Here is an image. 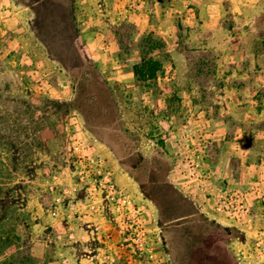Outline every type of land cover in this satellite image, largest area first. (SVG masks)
Instances as JSON below:
<instances>
[{"label": "rangeland", "instance_id": "374dc122", "mask_svg": "<svg viewBox=\"0 0 264 264\" xmlns=\"http://www.w3.org/2000/svg\"><path fill=\"white\" fill-rule=\"evenodd\" d=\"M118 1L121 5L116 0H0V222L3 231L13 230L19 238L15 252L4 250L0 264H43L44 247L61 242L86 243L84 259L94 264L91 259L103 245L90 226L112 229L111 209L91 213L84 190L70 194L75 201L54 203L64 189L72 191L77 184L78 139L106 160L121 188L136 200L118 183L115 169L130 177L148 200L151 211L136 201L143 206L162 264H188L182 262L185 247L176 231L188 205H175L176 215L166 219L158 210L155 187L169 182L197 201L199 192L188 187L179 167L178 144L189 137H179L175 148L173 137L189 126L188 120L234 117L221 111L220 89H234L238 81L216 76L212 50L187 44L183 14L164 11L169 0H160V11L154 0ZM190 1L177 0L180 11ZM256 17L257 32L248 30L245 36L264 53V13ZM145 58L162 64L154 80L135 77V66ZM209 135L198 136H206L215 173ZM201 205L205 207L196 206L200 213ZM209 219L228 229L213 224L205 228L214 239L216 264H240L236 252L246 251V239L236 238L235 228L222 219ZM70 220L88 236L77 238L74 229L66 241L56 232L51 235V223ZM110 233L120 238L118 230Z\"/></svg>", "mask_w": 264, "mask_h": 264}, {"label": "crops", "instance_id": "0c3cea01", "mask_svg": "<svg viewBox=\"0 0 264 264\" xmlns=\"http://www.w3.org/2000/svg\"><path fill=\"white\" fill-rule=\"evenodd\" d=\"M116 1L121 5L120 1ZM169 1L171 5L164 11L166 14H183L181 26L189 32L187 44L207 51L212 50V62L217 64L213 70L216 76L233 77L238 81L234 89L228 90L225 86L220 89L223 94L221 111L234 117L188 120L189 126L183 130V134L179 132L173 137L172 147L175 148L179 137L191 138L210 134L213 142L211 155L215 163V175L208 184L210 192H216L226 186L249 190L256 182L264 181V53L254 48V43L246 38L245 31L250 30L252 35L257 32L256 16L264 13V5L258 4L262 0H254L255 5L251 3L252 0H191L181 11L177 0ZM152 3L155 9L160 11V0H154ZM151 11L150 9L149 12ZM142 21L146 28V19L143 18ZM178 28L179 26H176L172 30V40ZM165 41L170 44L167 39ZM208 58H204V61H208ZM229 64H234V68ZM193 110L190 109L191 113L196 115ZM234 112H238L236 117ZM197 116L199 118L201 114ZM115 174L118 183L132 192L136 200L151 211V205L138 192L135 182L117 169ZM206 197L207 195L198 193L197 201L193 202L196 206L204 204L210 211L211 201ZM208 217L222 222L213 215ZM68 222L71 220L66 223H51L50 226L54 228L50 231L51 235L56 232L66 241L68 236L72 235L70 230L74 229L75 237L88 236L84 230L80 231L76 224L72 226ZM68 224L71 226H66ZM86 245L82 243L78 247L61 242L57 247L45 246L41 251L42 263L89 264V261L84 259Z\"/></svg>", "mask_w": 264, "mask_h": 264}, {"label": "built area", "instance_id": "2783aa9c", "mask_svg": "<svg viewBox=\"0 0 264 264\" xmlns=\"http://www.w3.org/2000/svg\"><path fill=\"white\" fill-rule=\"evenodd\" d=\"M74 144L77 184L72 191L64 189L54 199L55 205L66 200L75 201L70 194L84 190V201L91 204V213L97 214L107 207L113 215L112 229L102 224L90 226L94 239L103 245L91 261L94 264H139L148 258L149 264H162L154 253L152 233L148 229L143 206L116 183L104 158L94 154L79 139ZM178 149L179 167L185 183L208 195L211 201L210 211L201 205V213L222 219L244 236L246 251L239 248L236 252L240 264H264V181L256 182L249 190L226 186L211 193L208 184L215 173L206 136L184 139L178 144ZM51 190L54 191V187ZM112 230L119 231L118 240L110 233Z\"/></svg>", "mask_w": 264, "mask_h": 264}, {"label": "trees", "instance_id": "16d2710c", "mask_svg": "<svg viewBox=\"0 0 264 264\" xmlns=\"http://www.w3.org/2000/svg\"><path fill=\"white\" fill-rule=\"evenodd\" d=\"M121 43H123V41H121ZM161 70L162 64L159 61L152 58H145L140 64L135 66L134 73L137 80L147 81L156 79ZM156 146L159 147V143H156ZM155 190L156 196L160 198V201L156 202L158 210L166 216V219L170 220L172 215H176L175 205H188L186 211L184 210V214H181V218L178 220L180 225L176 228L180 237L179 240L185 247L182 262H188V264H216L213 258L214 254L212 255L211 253L214 247V239H212L210 231L205 228L211 224L220 227L223 226L200 213L193 201L184 194L176 191L169 182L167 186L157 185ZM168 191L171 192L172 198L169 196L170 192ZM176 217L178 216H174V219H176ZM223 228L228 230L227 227ZM233 229L234 228H232V230ZM234 231H236V238H244L239 231L236 229H234ZM15 239L18 240L19 238L15 235L13 230L3 231L0 222V256L5 252L4 250L7 249L9 252H12L11 254L15 252ZM228 252H231L230 249Z\"/></svg>", "mask_w": 264, "mask_h": 264}]
</instances>
